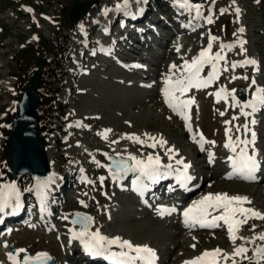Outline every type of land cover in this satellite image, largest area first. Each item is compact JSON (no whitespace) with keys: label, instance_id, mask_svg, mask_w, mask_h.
Wrapping results in <instances>:
<instances>
[{"label":"rangeland","instance_id":"rangeland-1","mask_svg":"<svg viewBox=\"0 0 264 264\" xmlns=\"http://www.w3.org/2000/svg\"><path fill=\"white\" fill-rule=\"evenodd\" d=\"M79 1L81 0H0V26H2V30H0V125L8 121L14 110V101L17 94L14 91L9 92L8 89L13 83L9 72L16 67L14 62L16 53L24 44L27 45L35 37L34 33H37L44 41L49 39L51 42L57 41L66 31L65 22L67 23V20L63 15L67 14L73 4ZM117 1L125 2V0H95V3L89 9V18H103L109 8V3L114 4ZM216 1L230 11L228 13L229 16L225 17L230 18L232 29L235 26L242 27L244 25L248 41L242 50H246L250 57L259 59V64L254 66L255 69L252 70L254 72L253 75L250 67H236L235 69L231 67L233 63H239L237 60L239 57L228 52L223 54L222 56L225 59L218 63V65L220 64L219 73L222 87L231 91L241 82L246 83L245 80H249L242 78L245 76L253 77L264 87V0ZM237 2H239L238 5ZM26 3H30L39 11L38 18L40 17L41 19H34L25 8H22L23 4ZM237 9H239V12H237ZM163 13L166 14L167 10H164ZM55 15L57 18L59 16L60 19V24L58 25L53 20ZM89 18L85 19L84 22ZM224 19V17L219 18L216 21L217 24L211 26L215 27V37H217L215 46L219 45V39L222 37V21ZM35 21L38 24H34ZM58 27H60L59 30ZM86 29L87 26L83 25L80 29L72 31L69 40L71 48L72 43L81 39L80 36ZM208 30L209 27L205 26L193 34L186 32L182 33L181 36L175 34L174 37H171L173 30H163L161 37L157 38L156 42H152L151 48L143 53L148 62L150 77L160 68V70L162 68L163 70H169L171 61L176 66V68L171 67V70L176 72V69H178L180 71L181 66L195 58V54L199 49L204 50L207 48L210 37H212L208 35ZM167 38H171V41L173 39L175 44H177L178 40V47L181 46L182 48V44H184V50L178 53L177 46L173 48L166 46V43H169L166 40ZM44 41H41V43ZM171 49L175 50V52L171 53ZM79 50L80 45H77L73 49V58L69 57L65 62V66L69 70H73L72 66H77L74 63L78 61ZM19 56L23 57L21 54ZM28 60L30 61V59ZM39 60L35 58V60L30 61L29 65L26 66L27 71L36 66L42 71L43 65ZM37 61L39 62L38 64H36ZM85 65L88 67L89 64L86 62ZM225 68H227V71L224 70ZM141 73L142 75L126 74L114 66L103 69V65L100 63L91 73L77 78L75 89L64 88L58 94V99L61 102L67 101L68 104V125L66 133L60 140V143L64 146L59 147L53 135L48 138L47 157L49 162L52 163L53 173L55 170V174L52 180L45 184V188L48 186V189H52L55 184L57 185V183L61 182V178L69 177L76 163L79 164L78 168H86L85 161L88 162L89 172L97 177V187L93 189L92 186L88 187L85 185L84 187L71 186L67 188L66 193L60 195L61 200H58L57 214L61 215L64 213L63 219L68 225L71 224L68 221L71 210L81 209L96 219L95 227L102 229L107 236H118L123 240H129L139 245L146 244L154 248L158 251L159 256L161 255L162 264H182L184 260L195 259L205 251L217 248L231 254L234 247L240 245L246 247L248 249L247 255L251 256L256 247L264 245V241L259 239H255L254 243H249L254 237L264 233V219H251V223H248L242 228L241 232L236 234L238 237L247 239L238 238L235 244L226 241L224 232L219 230H202L187 233L179 227L176 216H171V218L157 217L154 212L143 208L133 196L125 194L117 186L104 183V179L101 180L104 175L103 171L98 168V163L106 160V156L102 153L103 148L100 147L102 139L105 138L102 132L104 129L111 130L109 132L112 133V135H108L112 136L109 139L110 143H102L103 145L108 144V148L115 147L113 144L115 137L117 139H127L133 135H142V138L148 141L145 143L148 145L155 142L148 139L149 136L158 137L167 141V144L163 147L157 144L155 148L149 146L140 147L138 145L137 150L131 141L128 140L126 142H117L116 146L118 149H128L131 155L137 153L139 159H146L149 154L153 156L158 154L161 159H166L169 157L166 154L167 148L179 149L180 152L178 151L179 153L176 154L177 157L193 161L195 163L194 168L198 169L206 180L202 188L195 193V197L198 199H194L189 205L209 193L216 194L226 190L229 193L247 195L248 200L251 201L252 208L264 213V180L256 184L224 180L223 175L227 171L225 165L228 164L229 149L226 148L224 151L223 147L227 140L221 143V137H227L226 133H223L226 119L236 114L235 110L232 111L233 105L229 101L230 99L227 101L220 99L213 102L212 93L207 95L197 93V96H201L200 100H196L195 107L193 111H190L188 117L192 120L194 119L193 122L197 129L202 128V131L209 138L208 141L215 142L214 145L207 142L204 143V150L199 152L195 147L197 137L187 136L184 122L169 115L158 96V89L155 86L147 88L138 85L137 79L143 78L144 75L148 74L147 72ZM80 90L86 92L84 93ZM198 104L200 106L199 109ZM227 108L229 115L224 113ZM91 113L99 114L100 118L94 123L95 125L84 124L85 121L81 117L83 118ZM221 113L224 114L221 115ZM260 116H262V122L257 123V128L261 138L258 144L263 148L262 156L264 158V113ZM74 124H79V127L72 128ZM233 126L234 123H231L229 128L232 129L233 135L231 136L235 141L236 132ZM216 130L219 131L218 135ZM2 136L3 131L0 126L1 155L6 153L1 148ZM74 136L75 138H73ZM84 141L85 143H83ZM88 148L98 153L97 156L86 155L85 151L87 152ZM60 149L69 157L66 163L62 161ZM208 150L215 152L213 164H208L206 161L209 159ZM117 151L120 150L115 149V153ZM5 160L3 159L4 162ZM7 163L8 160L5 164L7 165ZM64 199L66 201H63ZM91 204L93 206L85 208ZM243 206L247 207L248 205L244 204ZM241 218L243 219V217ZM253 225L255 226L254 230ZM64 231L65 228H62L61 231L58 230L53 234H45L43 230L33 227L31 230L14 229L11 236L3 238V240L10 241L20 249L30 252L48 250V252L57 257L59 264H64V261L68 264H77L75 259L78 253L73 249L76 246H67L64 241L67 248L64 250L62 247L61 240L63 237L61 238V233ZM1 241L2 239H0V259L3 260ZM248 261L247 259L236 258L237 264H246ZM84 262L83 260L79 264ZM229 264H232V261Z\"/></svg>","mask_w":264,"mask_h":264},{"label":"snow or ice","instance_id":"snow-or-ice-1","mask_svg":"<svg viewBox=\"0 0 264 264\" xmlns=\"http://www.w3.org/2000/svg\"><path fill=\"white\" fill-rule=\"evenodd\" d=\"M125 2H127V0H125ZM180 6L186 8L195 7L198 13L201 7L200 5H190L188 0H183V3H181ZM28 11H31V9H28ZM237 12H239V9H237ZM207 22L212 23L211 18H208ZM240 31H243V29H240ZM216 39L217 37L215 36L210 37L207 48L202 50L198 57L194 58L190 63L186 62L184 64L183 67L186 75L178 78L174 82L169 80L167 82L168 86L163 90L168 107L174 112L182 115L186 121L189 119L188 115L186 114V110L192 103H194V100H181L175 95V93L179 92L181 95H183L190 88L206 87L214 80L218 79V63L221 60H224L225 57L221 55V52H216L214 55L211 54L212 41H215ZM231 47L232 45H221V51L224 48ZM247 64L255 65L256 61L245 60L240 65L233 63L231 67L235 69L238 66L243 67ZM205 65H211V72L206 79H202L200 73ZM172 67L175 68L176 66L173 65ZM224 70L227 71V68ZM242 78L248 79L246 76ZM251 84H256L255 79L251 80ZM234 92V89L229 91L225 88H221L216 93V96L218 100L223 99L227 101L229 96H232ZM260 107H264V88L255 89L253 98L241 106V114L247 117L250 115V113L245 112L243 109H251V112L255 113ZM223 114L224 113H221V115ZM232 119L236 120L238 117L234 116ZM225 123L231 124L232 121H226ZM251 123L255 124L256 121L252 120ZM242 128L245 134L251 131L247 123L244 125L235 126L237 133H240ZM189 130H191L190 126ZM109 131L111 130L105 131V138H107V133ZM231 131V128H226V136L228 139L224 147L230 149V151L234 153L233 156L228 158L233 168V174L250 177L259 168V162L256 159V152L254 149L256 134L254 131H252L250 140L242 139L240 135H237L236 140L234 141L232 136L229 135ZM129 138L141 145L146 143V141L141 140L138 136L133 135ZM148 139L155 141L154 143L148 145L152 148H155L157 144H159L161 147L167 144V141L163 140L162 138L157 140V138L149 136ZM198 142L200 143L201 150H204V143L207 142L213 145L215 143L214 141H205L202 134L200 135ZM239 145H243V147H239V151H237ZM249 145L253 146L251 153L248 151ZM166 154L169 155V159H175V149L171 147L167 148ZM214 157L215 154L209 152V163L214 161ZM129 160L132 161V163H129ZM113 163L116 166L114 176L118 175L119 173H138L136 180L133 183L136 186L135 190L139 192H143L148 186L144 183V181L156 182L163 176L171 175L173 172L177 171L179 172L177 177L179 180L190 181L192 179V177L187 175V169L190 167L189 164H186L182 159L175 160V164L183 166V171H180L178 169H174L172 164H162L161 157L158 154L155 156L149 154L146 159H139L134 155H129L127 159L116 160L113 161ZM103 179L104 178L101 177V180ZM46 183V181H38L37 186L40 187ZM18 197L19 190L16 188L15 184H0V212H2L4 208L9 205L11 200L18 199ZM81 203H83V201H81ZM246 203H251L247 197L230 196L227 193H209L185 209L183 212L185 224L190 227L197 224L201 227H218L220 226L218 222L222 221L224 225H227L230 239L232 240L233 244H235L238 238L247 239L238 237L236 235L240 226L246 224L249 219H264V213H261L253 208L244 207L243 205ZM168 211L170 214V211H175V209ZM213 212H219V214L212 215ZM161 214L164 213L162 212ZM75 215L77 219L73 222L79 223L81 228L78 232L73 233V238L81 239L90 254L106 256V258L111 260L113 264H137V262H139V264H155L157 259L156 252L150 246L146 244L134 245L131 241L123 240L120 237L109 238L102 235L98 229L96 231H90V225L93 223L92 217L82 215L80 213H76ZM210 216L211 219H209ZM239 217H243V219H240ZM252 227L254 230L255 226L253 225ZM255 239L264 241V233L254 237L251 241H249V243H254ZM5 246L7 247V245ZM112 246H117L120 251H111ZM193 247H195V245H193ZM24 252H26L25 249H19L16 254L9 253L8 255L10 259L14 261V264H34V262L35 264H47V261L52 259L47 253L44 252L38 253L35 257L25 255L22 259H17L19 253ZM247 253L248 249L243 245L234 247L231 254L224 253L222 249L217 248L211 251H205L199 257H196L191 261H186L185 264H220L221 259L225 261L231 260L232 264H236L237 257L249 260L250 264H261V261H264V245L256 247L253 250L252 256H248Z\"/></svg>","mask_w":264,"mask_h":264},{"label":"water","instance_id":"water-1","mask_svg":"<svg viewBox=\"0 0 264 264\" xmlns=\"http://www.w3.org/2000/svg\"><path fill=\"white\" fill-rule=\"evenodd\" d=\"M89 5L90 2L88 1L76 4L71 11V19L83 16ZM37 75V73L32 75L31 83L28 84L16 102V113L7 123V125L12 124L11 130L4 134V146L12 158L8 168L13 177L30 174L33 180L42 181L49 176L50 168L45 146L37 127L38 100L36 90L39 87ZM32 83H34V87ZM74 219H77L76 215ZM47 264H55L54 259L48 260Z\"/></svg>","mask_w":264,"mask_h":264},{"label":"trees","instance_id":"trees-1","mask_svg":"<svg viewBox=\"0 0 264 264\" xmlns=\"http://www.w3.org/2000/svg\"><path fill=\"white\" fill-rule=\"evenodd\" d=\"M64 18L68 21V13L64 14ZM42 40L41 38L36 43L27 44L23 47L15 56V61L17 66L14 67L12 74L17 75L20 78V81L23 82L24 73L26 72V66L29 65L30 61L34 60V58H39L42 56L43 61L45 63V74L42 78L43 86L45 87L44 93L39 95V113H38V123H39V132L41 137L44 139L46 131H51L52 125L56 120L54 119V108L51 103L54 98V94L58 89L59 82L61 80L60 73V52L63 50L60 46H53L50 42L44 41L43 44L37 46L35 49L34 46L40 44ZM23 55V57H20ZM40 55V56H39ZM30 59V61L28 60ZM28 60V61H27ZM24 74V75H23ZM63 107L60 108L62 112ZM2 159L8 160V156L6 153H3L0 156ZM5 163V162H4ZM2 166L0 162V167ZM8 172L6 175L8 176Z\"/></svg>","mask_w":264,"mask_h":264},{"label":"bare ground","instance_id":"bare-ground-1","mask_svg":"<svg viewBox=\"0 0 264 264\" xmlns=\"http://www.w3.org/2000/svg\"><path fill=\"white\" fill-rule=\"evenodd\" d=\"M117 155H119V156H123V157H126V156H128L129 155V151L127 152L126 150H120V151H117ZM202 155V154H201ZM205 159V158H204ZM52 170H51V178L53 177V168H51ZM48 187V186H47ZM46 187V188H47Z\"/></svg>","mask_w":264,"mask_h":264}]
</instances>
